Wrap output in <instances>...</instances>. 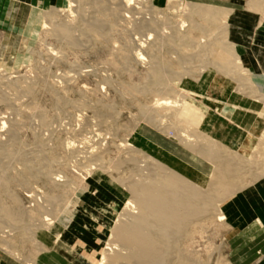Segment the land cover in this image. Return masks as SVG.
<instances>
[{"label": "rangeland", "instance_id": "rangeland-1", "mask_svg": "<svg viewBox=\"0 0 264 264\" xmlns=\"http://www.w3.org/2000/svg\"><path fill=\"white\" fill-rule=\"evenodd\" d=\"M4 1L0 264H102L112 231L132 200L123 184L136 167L127 158L134 153L124 144L208 189L214 166L181 142L189 130L179 123L184 115L168 116L167 100L186 98L200 109L191 112L193 119L202 116L198 131L209 139L203 138L204 143L213 141L246 165L260 161L254 151L264 132L259 100L264 96V0H145L140 7L134 0L128 11L120 0H77L76 7L47 19L48 29L29 44L30 62L22 65L6 45L9 36L20 40L27 14L20 15L22 2ZM6 1L13 6L9 18L1 8ZM189 3L210 7L220 17L208 22L187 16L194 7L182 15L173 8ZM180 20L188 27L175 35L172 29ZM55 24H68L76 43L54 33ZM225 41L237 46L254 94L243 92L234 74L220 67ZM138 53L143 59H137ZM256 66L262 74L252 71ZM95 157L103 165L97 163L100 167L88 175L85 170L94 164L88 159ZM247 170L240 176L241 185L248 186L239 194L245 198L236 201L237 208L235 201L223 207L229 220L211 215L196 222L180 243L191 264H264V238L254 243L260 235L254 239L247 233L256 218L264 220L263 172L256 166ZM51 176L63 177L64 183L55 184ZM47 212L73 223L68 229L64 223L39 228ZM7 213L22 223L11 224ZM32 233L39 243L30 239Z\"/></svg>", "mask_w": 264, "mask_h": 264}, {"label": "bare ground", "instance_id": "bare-ground-1", "mask_svg": "<svg viewBox=\"0 0 264 264\" xmlns=\"http://www.w3.org/2000/svg\"><path fill=\"white\" fill-rule=\"evenodd\" d=\"M15 1L22 2L20 5H16L19 6L20 15L26 12L27 22L26 27L21 31L20 40L13 36L8 37L6 50L10 52L13 50L17 65H22L30 62V58L26 54L29 50V44H33L35 40L41 36L42 32L48 29L49 24H47V19L54 20L57 16V12H60L61 14H63L62 12L66 13V10L76 7L75 4L78 2L77 0ZM144 1L145 0H138V2L136 1L135 3H138L137 5L140 7ZM3 2L5 1L1 0L2 4H4ZM133 3L134 0H120L119 5L121 6V9L124 8L128 11L131 10ZM195 5L189 3L187 5H182L181 8H173L176 9V12L182 15L186 13L188 9L194 7V9L197 10L193 9L192 11H189L187 16L190 18L195 16L205 18L208 22L220 17V14L213 12L210 7L196 8L198 6ZM11 7H13L12 3H7V1L6 5H2L1 7L7 18L12 16L10 12H8ZM152 7L153 5L149 6V8ZM178 22L177 28L174 27L172 33H175V30L178 32L181 29L188 27L184 20ZM59 25H53L54 33L67 39L69 41L68 43L75 44L76 42L72 38L73 35L70 34V29L65 27L68 24H65L64 27ZM17 41L22 43L19 49H17L16 46ZM223 44V50L226 56L222 58L221 62H218L220 67L226 74H234L233 78L239 82L240 89L243 92L250 91L249 93L254 94L251 91L252 87L246 79L247 72L242 68V60L236 53L237 46L227 41ZM138 58L143 59L140 53L137 54V59ZM4 77H6V80H11V77L8 74ZM24 78L27 80L28 72H26ZM259 100L264 103V96H261ZM163 105L166 107L168 116L172 115L173 117L176 114L178 115V113L182 116L184 115L182 119H179V123L182 125L186 124L189 131L181 134L179 139L186 147L198 153L201 157L207 159L213 164L214 172L211 176V183L208 189L203 190L198 185L163 166L160 162L147 156L145 153L134 149L132 145H122L121 147L128 151V153H134V155L126 157L132 162V165L134 163L136 168L133 171L131 180L126 181L125 185L123 184L131 194L132 200L126 204L125 213L121 216L118 226L112 231L111 239L108 242L107 252L102 255V264H191L189 257L180 249V243L187 236L191 225L196 222L206 221L211 215H216L218 221L219 219L220 221H227L228 218L223 211V207L234 199L239 192L248 187L243 186L241 185L242 183H240V176L246 175V172L248 171L247 169H252V167L256 166L257 170H262V178H264V132L261 139L259 138V146L254 151L259 155L260 161H257L256 163L255 161H250V164L246 165L241 158L238 159V157L231 156L227 152H224V150L217 146L213 141L211 143L210 140L208 144L204 143L205 140H203V138H207V140L209 139L198 131L202 122V116L193 119L195 116L193 115V112H191V109L193 110V108H196V110L200 112V109L196 105L188 102L186 98L172 102L167 100ZM177 117H179V115ZM5 125L6 123L1 125V131L5 128ZM72 146L74 147V145ZM72 146L71 149H73ZM88 155L90 156V154ZM138 157L142 160L140 161V158ZM96 158L97 157L92 160L91 158L88 159L90 162L94 163L85 170L88 175H91V173L99 166L97 164L99 161ZM85 159L87 158L85 157ZM141 163L144 165L141 166ZM142 169H144L147 174H145ZM62 178L60 176L52 178L51 176V180L57 185H59L58 183H64ZM1 180L0 182L2 183L3 181ZM69 185L70 183H67L65 184V187H68ZM7 215L9 218L11 217V221L7 220L11 224H17L21 219H19L17 215L16 217H13L12 213H7ZM7 215L6 217H8ZM50 216L49 212H47L46 217H42L41 223H37L40 226L39 228L49 230L55 225V223H64L62 225L63 228L68 229L73 223L72 218L68 220L66 219L63 222L59 219L56 220L50 218ZM247 233L254 239L256 238V235H260V238L257 239V241L254 240V243L262 241L264 238L262 237L264 235L263 223L258 221L254 227L247 231ZM30 239L35 243H39L36 233H32Z\"/></svg>", "mask_w": 264, "mask_h": 264}, {"label": "crops", "instance_id": "crops-1", "mask_svg": "<svg viewBox=\"0 0 264 264\" xmlns=\"http://www.w3.org/2000/svg\"><path fill=\"white\" fill-rule=\"evenodd\" d=\"M243 57H245V56H243ZM247 60V59H246ZM246 62V61H245ZM252 63H253V61H252ZM258 65V64H257ZM260 70H262L261 68H260ZM259 70V68L256 66L255 68H252V71L256 74V75H260V74H262V72ZM261 72V73H260ZM247 190V188H245L244 190H242L241 192H244V191H246ZM241 192H239L238 194H237V196L234 198V199H232L230 202H228L227 204H226V206H230V204L233 202V201H235V203H233V207L234 208H237V206H238V200H242L243 198H245L243 195H241V196H239V194L241 193ZM242 198V199H241ZM237 201V202H236ZM224 213L226 214V216H227V218H228V220H229V214H228V212L226 211H224ZM227 220V221H228ZM258 221H261L262 223H263V225H264V220L262 219V218H256L254 221H253V225H252V227H254L255 225H256V223L258 222ZM251 227V228H252Z\"/></svg>", "mask_w": 264, "mask_h": 264}]
</instances>
